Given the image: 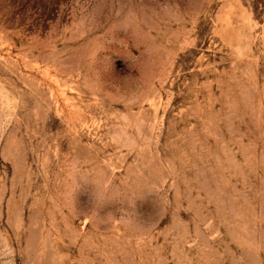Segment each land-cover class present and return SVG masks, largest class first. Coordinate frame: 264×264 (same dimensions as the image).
Listing matches in <instances>:
<instances>
[{
    "label": "rangeland",
    "instance_id": "obj_1",
    "mask_svg": "<svg viewBox=\"0 0 264 264\" xmlns=\"http://www.w3.org/2000/svg\"><path fill=\"white\" fill-rule=\"evenodd\" d=\"M0 264H264V0H0Z\"/></svg>",
    "mask_w": 264,
    "mask_h": 264
}]
</instances>
